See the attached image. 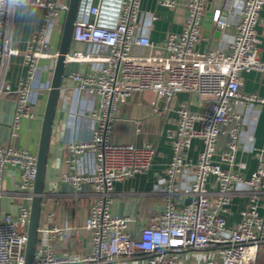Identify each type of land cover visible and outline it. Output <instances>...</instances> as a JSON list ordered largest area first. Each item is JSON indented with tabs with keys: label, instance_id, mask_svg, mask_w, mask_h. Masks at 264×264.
Returning <instances> with one entry per match:
<instances>
[{
	"label": "built area",
	"instance_id": "built-area-1",
	"mask_svg": "<svg viewBox=\"0 0 264 264\" xmlns=\"http://www.w3.org/2000/svg\"><path fill=\"white\" fill-rule=\"evenodd\" d=\"M142 2L81 3L73 40L90 43L94 48L69 53L66 60L91 66L83 72L65 74L63 81L77 93L97 94L100 101L92 113L97 123L89 140L73 141L68 146L70 171L64 174V180L77 192L90 185L96 195L97 201L81 225L91 232V246L83 251L58 252L56 240L66 231L80 227L43 225L38 230L33 264H257L264 243V201H260L261 196L264 199V151L258 153V165L251 175L245 177L237 172L243 116L236 105L240 100L264 104V97L243 93L240 80L242 71L264 72L256 29L264 0H244L237 12L233 39L226 49L216 50L199 48L207 0H158L161 6L180 5L187 10L183 29L170 31L159 45L140 33ZM18 5L44 10L42 24L24 51L12 46L11 17ZM68 7V0H0V98L13 91L3 74L9 58L22 54L27 69L14 90L17 103L10 128L13 138L18 137L23 119L36 116L31 109L34 83L41 60H55L58 55L50 52V34L54 20L64 18ZM156 18L152 16L153 20ZM214 20L221 25L228 23L221 9L215 10ZM145 90L164 97L168 103L165 110L170 109L179 93L196 94L203 106L192 110L186 102L179 104L177 127L172 133L173 155L162 190L163 207L135 236L130 228L133 218L114 212L110 197L116 182L148 171L157 151L150 143L115 140L113 123L122 105ZM196 137L202 138L205 147L194 162L188 150ZM86 152L93 154L95 169L80 173V157ZM7 168L19 174V183L10 191L3 187ZM186 171L192 172L194 178L182 193L190 195L191 200L179 208L174 197L178 190L175 184ZM36 174V154L28 148L0 143V264H25ZM212 176L214 182L210 180ZM242 184L250 194V204L242 211L241 220L229 225L226 213ZM7 192L20 200L17 215L3 207ZM203 251L211 255L198 263L194 254Z\"/></svg>",
	"mask_w": 264,
	"mask_h": 264
},
{
	"label": "crops",
	"instance_id": "crops-1",
	"mask_svg": "<svg viewBox=\"0 0 264 264\" xmlns=\"http://www.w3.org/2000/svg\"><path fill=\"white\" fill-rule=\"evenodd\" d=\"M244 0H207L202 24V33L199 48L226 49L235 35V21L237 12L242 8ZM222 10L227 18L226 25L218 24L214 20V12ZM186 8L161 6L158 0H143L141 6L140 33L147 34L155 44H163L170 31L179 32L183 29ZM156 15V19L152 16ZM213 22L209 27H204L206 20ZM44 16V10L37 6L18 5L14 8L11 17L12 46L20 51L27 49L29 41L39 30ZM63 16L54 20L50 34V52L58 53L61 39ZM258 55L264 60V6L260 13L257 25ZM94 46L87 42L73 41L70 53L75 51L88 52ZM54 59L44 58L35 80V92L32 97V111L34 118L22 120L18 130V137L11 136V126L16 109L17 96L14 90L19 85V80L26 74L24 56L12 55L3 68L5 81L11 86L12 92L0 98V143L13 144L20 148H28L37 154L42 118L45 111L46 100L51 85ZM91 64L77 61L67 62L66 74L70 72H83ZM65 79V78H64ZM241 90L243 93H256L264 97V72L258 70L242 71L240 73ZM100 98L93 93H77L69 84L63 81L56 113L54 117L48 163L45 178V197L39 227L43 225L65 224L79 226L75 231H66L56 240L58 252L63 250H87L91 246V232L81 228L93 204L96 195L90 185H84L77 192L74 186L64 180V174L70 171L68 158L71 156L69 144L73 141H86L91 137L92 129L96 125V116ZM181 102H186L190 109L201 110L203 101L196 94L179 93L170 104V109L165 110L168 103L161 100L157 93L145 90L135 94L126 104L122 105L117 118L113 123V138L121 142H135L138 145L150 143L156 147V155L151 168L133 177L115 183L110 200L114 212L133 218L130 228L135 236H139L142 226L151 218L159 214L163 207V187L166 170L172 159V133L177 127V109ZM237 109L243 116L242 131L240 134V147L236 154L235 168L242 176H249L257 168L258 153L264 151V104L249 103L244 100L237 102ZM158 107V111L154 110ZM205 144L200 137L192 141L188 156L194 162L198 160ZM224 147V139L220 141L219 150ZM219 156L215 158L218 160ZM95 169V158L91 152H86L80 157L78 171L91 173ZM194 174L186 171L176 180V194L174 195L179 208L186 205L190 195L182 193V189L189 186ZM214 182V177L210 179ZM19 183V174L15 169L5 170L3 187L10 191ZM212 187L209 185V188ZM232 197V202L226 213L229 225H234L241 220V213L250 204V194L245 186L239 185ZM213 188V187H212ZM211 188V189H212ZM261 203L264 201L261 196ZM20 200L14 193L7 192L3 197V207L6 211L17 215ZM198 263L205 261L210 256L208 251L196 252ZM195 260V258H193ZM191 261V259H190ZM191 263V262H190Z\"/></svg>",
	"mask_w": 264,
	"mask_h": 264
},
{
	"label": "water",
	"instance_id": "water-1",
	"mask_svg": "<svg viewBox=\"0 0 264 264\" xmlns=\"http://www.w3.org/2000/svg\"><path fill=\"white\" fill-rule=\"evenodd\" d=\"M83 0H68L69 7L66 11L63 21L58 55L55 59L51 85L49 88L45 111L42 118L40 140L37 150V174L34 183L33 196L31 200L30 219L27 229V244L25 249V264H33L35 251L37 247L38 230L43 209V200L45 196V178L48 163V153L50 139L56 108L61 94L64 76L66 74L67 60L66 57L70 53L73 40L74 24L79 13V9ZM99 0H93L96 5ZM118 6L114 8V13H117ZM213 22L211 19L206 20L204 27H209ZM161 100H165L161 97Z\"/></svg>",
	"mask_w": 264,
	"mask_h": 264
},
{
	"label": "rangeland",
	"instance_id": "rangeland-1",
	"mask_svg": "<svg viewBox=\"0 0 264 264\" xmlns=\"http://www.w3.org/2000/svg\"><path fill=\"white\" fill-rule=\"evenodd\" d=\"M257 264H264V243L260 247Z\"/></svg>",
	"mask_w": 264,
	"mask_h": 264
},
{
	"label": "clouds",
	"instance_id": "clouds-1",
	"mask_svg": "<svg viewBox=\"0 0 264 264\" xmlns=\"http://www.w3.org/2000/svg\"><path fill=\"white\" fill-rule=\"evenodd\" d=\"M13 2H18V0H13Z\"/></svg>",
	"mask_w": 264,
	"mask_h": 264
}]
</instances>
